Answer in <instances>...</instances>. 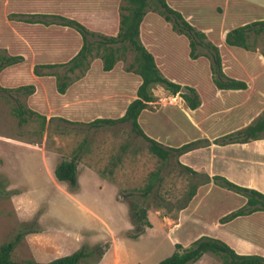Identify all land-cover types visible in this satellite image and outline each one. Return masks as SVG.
Segmentation results:
<instances>
[{"label":"rangeland","instance_id":"obj_1","mask_svg":"<svg viewBox=\"0 0 264 264\" xmlns=\"http://www.w3.org/2000/svg\"><path fill=\"white\" fill-rule=\"evenodd\" d=\"M244 1L246 5L230 3L226 7L221 0H202L198 12L186 20L217 47L223 73L246 83L244 97L247 101L232 106L224 103L231 100V95L221 97L224 91L216 90L211 84L206 58L190 60L186 38L173 32L170 24L157 14L154 4H149L141 26L142 40L155 50L158 67L169 68V76L175 80L170 81L180 86L196 83L194 91L199 105L195 111H190L175 99L176 95L153 87L154 101L139 119L148 136L163 145L176 147L198 139L221 137L264 117V57L261 55L264 33L250 37L248 42L252 48L247 51L227 47L223 42L229 30L264 20V0ZM123 6L124 0H0V55H19L23 59L0 70V87L33 85V94H19L17 100L24 108L45 116L42 130L36 118L18 125L11 114L13 101L0 93V245L13 240L18 232L23 235L11 253L13 261L46 263L58 258L55 256H66L80 248L89 251L98 245L102 250L107 245V249L115 240L119 258L116 263L108 259L106 264H156L174 251V244L186 247L193 236L194 240L199 236L219 239L220 226L224 224L218 220L244 205L245 199L239 194L211 183L199 185L183 210L190 209L191 218L183 216L177 222L178 214L183 212L178 208L188 178L170 165L160 166L128 124L86 130L71 129L58 120L87 122L120 116L134 98L135 92L130 91V78L134 74L126 70L133 63V54L127 51L117 56L112 76H98L95 73L101 62L92 52L84 68L68 74L69 85L60 95L54 89L52 77L37 78L31 68L68 61L80 46L79 36L69 28L25 24L10 15H60L80 22L89 31L114 36L119 15L125 13ZM217 6L223 10L218 11ZM161 44H165L167 50L161 49ZM123 74L129 78L121 80ZM118 80L116 91H109L112 82ZM215 93H219V99ZM232 97L237 101L242 94L234 93ZM260 137L261 140L250 141L247 146L224 149L215 146L212 154L193 152L185 156V160L198 167L206 163L215 175L241 187L256 180L257 187L264 191V180L239 169L229 170L224 164V159L250 158L264 165V154L256 152L264 150H260L264 147V133ZM83 140L77 161L78 174L91 169L97 177L115 184V188L96 185L89 178L78 183L76 176V188L71 190L66 183L54 179L55 165L69 158ZM122 146L124 150L120 152ZM117 156L119 162L115 161ZM157 168H161L162 180L147 204L150 227L136 238H129L127 234L132 226L123 194L141 189L148 173ZM165 218L176 223L169 226ZM229 225L228 234L246 239L241 240L246 244L240 242L241 246L234 248L227 245L239 254L250 251L252 253L247 254L264 256V212L236 218ZM96 257L94 253L79 264H93ZM219 262L218 256L206 253L198 263Z\"/></svg>","mask_w":264,"mask_h":264},{"label":"trees","instance_id":"obj_2","mask_svg":"<svg viewBox=\"0 0 264 264\" xmlns=\"http://www.w3.org/2000/svg\"><path fill=\"white\" fill-rule=\"evenodd\" d=\"M124 14L119 15L117 32L114 36H103L89 31L80 22L65 18L60 15L46 14H19L10 15L17 21L25 24H41L43 26L56 25L72 29L80 39V46L74 55L66 62L33 65L31 73L35 77H52L54 89L57 94L63 95L69 85L68 74L84 68L87 59L92 52L98 56L101 62V71L112 70L118 55H124L127 51L133 54V63L126 70L131 71L139 78V84L135 90V97L125 106L122 114L116 118H94L88 122L68 121L63 118L58 120L66 126L84 128L86 130L113 127L128 124L130 131L145 144L147 151L159 161L160 166H172L179 174L187 176L188 183L184 192L179 210L186 208L187 204L194 197L197 187L205 184H213L227 191L239 194L244 197V205L221 217L218 222L226 224L236 218L249 216L256 212H264V194L247 187L238 186L219 175L208 176L205 173L196 172L192 168L179 162V157L199 148L210 145L226 146L231 144H245L250 141L261 140L264 133V117L254 123L235 132L208 141L198 139L179 146H166L148 137L140 128L138 117L140 113L154 101L151 90L153 87H160L171 96L178 98L190 111L196 109L199 100L193 88L180 86L165 78L157 69L153 56L144 48L139 39V26L150 3H153L157 14L162 20L170 24L173 32L186 38L190 60L204 57L208 61L210 80L216 90H245L246 84L225 76L221 68V59L216 46L205 40L202 32L195 30L176 10L170 8L165 0H124ZM264 33V20L252 21L235 27L224 34L223 42L227 47L250 50L248 40L251 36H258ZM264 57V50L261 52ZM19 55H0V70L22 62ZM33 85H20L14 88L0 87V93L6 94L14 103L11 114L16 118L18 125L25 124L28 120L36 118L39 120V127L42 130L45 124V116L30 109L24 108L17 100V95L28 96L33 94ZM66 129H68L66 127ZM83 140L67 159L60 160L53 169V177L57 182L66 183L71 190L76 188V165L79 154L83 149ZM124 147H120V152ZM120 158L115 157L119 162ZM114 166V165H113ZM162 180L161 168L148 173L146 182L141 189L129 191L123 194L122 199L128 205V219L132 230L127 234L129 238H136L150 224L147 220V204L155 194V190ZM161 200V199H159ZM22 233L18 232L13 240L0 245V264H79L97 253V263L101 258L107 245L101 250L98 245L87 251L84 248L73 253L55 258L46 263L33 260L13 261L11 253L16 244L21 240ZM210 253L219 257L218 264H264V256L257 254H239L229 245L217 238L199 236L188 246L174 244V251L166 258L156 264H193L204 254Z\"/></svg>","mask_w":264,"mask_h":264},{"label":"crops","instance_id":"obj_3","mask_svg":"<svg viewBox=\"0 0 264 264\" xmlns=\"http://www.w3.org/2000/svg\"><path fill=\"white\" fill-rule=\"evenodd\" d=\"M223 3H224V5L227 7V6H229V4L231 3V5L232 4H234V5H240V4H242V3H245V5H246V1H244V0H221ZM165 2H166V4L170 7V8H172V9H174V10H176L177 12H179L181 15H182V17L185 19V20H187L188 18L187 17H189L192 13H196V12H198V10L200 9V7H201V3H202V0H165ZM252 6V5H251ZM216 9V8H215ZM223 10V8H221L220 6H217V10L219 11V10ZM145 16V15H144ZM143 19H144V17H143ZM143 19H142V21H141V23H140V26H139V39H140V42L142 43V45L144 46V48L153 56V59H154V62H155V65H156V67H157V69L159 70V72L165 77V78H167V79H169V80H174V78L173 77H171V76H169V73H170V71H169V68L165 65L164 66V68H161V67H158V65H157V63H158V60H157V58H156V54H155V50H153V47H152V45H149V44H147L146 42H144L143 40H142V37H141V26H142V22H143ZM51 26V25H50ZM56 26V25H55ZM61 27V26H60ZM160 48L161 49H164V50H167V47L165 46V44H161L160 45ZM160 48H158V50L160 51ZM230 48H233V47H230ZM187 51H188V49H187ZM166 55V54H165ZM192 61H194V60H192ZM196 61V60H195ZM207 67H208V62H207ZM8 68V67H7ZM90 72V71H89ZM88 72V73H89ZM113 69L111 70V71H109V72H102L101 71V65L100 66H98V68H97V70H96V73L95 74H97L98 76L99 75H102V76H112V74H113ZM208 72H209V70H208ZM124 75V77L122 76L121 77V80H124V79H127V78H129V76L127 75V74H123ZM210 75V74H209ZM226 76V75H225ZM114 78V77H113ZM136 78H138L136 75L134 76V75H132L131 76V78H130V80L132 81V87H131V90L130 91H134L135 92V90H136V88H137V86H138V84H139V80H138V82L136 81ZM139 79V78H138ZM188 80V79H187ZM237 80V79H236ZM175 81V80H174ZM211 81V80H210ZM192 82V81H191ZM244 82V81H243ZM119 83V80L118 81H116L115 83L114 82H112V84H111V86H110V88L108 89L109 91H116V85ZM245 83V82H244ZM116 84V85H115ZM196 85V83H194V82H192V83H190L189 85H182V86H187V87H191V88H193L195 91H196V89L194 88L195 87V85ZM212 84V83H211ZM246 84V83H245ZM5 88H7V87H5ZM103 91V90H102ZM219 91H224V93L222 92V94L223 95H221V97L223 96H225V97H228V96H230L231 95V100L229 101V102H224V103H227V104H229L230 106H232V105H236V103H243V102H246L247 101V99H245V92L246 91H244V90H219ZM234 93H241L242 94V97L240 98V99H238L237 101L236 100H233V97H232V94H234ZM216 95H217V99H219L218 98V95H219V93H215ZM134 97H135V93H134ZM176 100L177 99H179L178 98V96H176V98H175ZM180 100V99H179ZM181 101V100H180ZM182 102V101H181ZM183 103V102H182ZM223 103V104H224ZM234 103V104H233ZM184 104V103H183ZM215 104H217V100L215 101ZM245 104H247V103H245ZM242 105H244V104H242ZM213 106H215V107H218V106H216V105H213ZM239 107H241V106H239ZM192 111H195V110H192ZM35 112V111H34ZM37 113V112H36ZM39 114V113H38ZM142 114H143V111L140 113V115H139V117H138V123H139V119H141V116H142ZM116 118V117H115ZM90 121V120H89ZM77 122V121H76ZM88 122V121H87ZM139 126H140V124H139ZM140 128L142 129V127L140 126ZM142 131L145 133V130H143L142 129ZM146 134V133H145ZM147 135V134H146ZM148 136V135H147ZM148 137H150V136H148ZM151 138V137H150ZM153 139V138H152ZM203 139H206V138H203ZM213 139V138H212ZM212 139H207L208 141H210V140H212ZM158 142V141H157ZM255 142V141H254ZM162 144V143H161ZM247 146V145H249V143H245V144H231V145H226V146H218V148H226V147H230V146ZM174 147V146H173ZM215 146L214 145H210V146H208V147H205V148H199V149H196V150H193V151H191V152H188V153H186V154H183V155H181L180 157H179V162L180 163H182L183 165H185L184 163H186L187 165L186 166H188V167H190V168H192L193 170H195L196 172H201V173H205L206 175H208V176H212V175H215L214 173H216L215 171H213V170H211V166L209 167V165H208V167L206 166V163H205V165H204V167H198V164H196V163H192L191 161H186L185 160V156H187L188 154H190V153H195V154H197V153H206V152H208V154H212L213 153V148H214ZM264 149V147H262V149H260V150H263ZM252 152H255V151H252ZM256 152H259L260 154H264L263 152H264V150L263 151H256ZM213 161V160H212ZM224 164L225 165H227V166H225V168H229V170L231 169H239L242 173H247L248 175H250L251 177L253 176H256L258 179L260 178V179H262V180H264V178H263V174H264V165L263 164H260L259 163V161L257 160L256 162L255 161H253V160H251L250 158H248V159H244V158H237V159H230V161H228V160H225L224 159ZM223 175V174H222ZM76 176H77V182L78 183H83V181H85V180H88V178L89 179H92V181L96 184V185H100V184H104L105 186H108V187H112V188H115L116 186H115V184H113V183H111V182H109V181H107V180H104V179H101V178H99V177H97L92 171H91V169H86V170H84L83 172H81V173H79L78 174V171H77V165H76ZM224 176H226V175H224ZM227 177V176H226ZM246 187L247 188H251V189H255V190H257V191H261V192H263L264 193V191L263 190H261V188L259 189V187H257V181L255 180L254 182H252V181H248V182H246ZM116 190V189H115ZM184 210V209H183ZM183 210H181V211H183ZM190 209H187L186 211H183V212H180L179 214H178V216H177V218H176V221L177 222H180L181 221V219L183 218V216L185 217H189V218H191V215L192 214H190V211H189ZM164 218V217H163ZM168 218V217H167ZM167 218H165V221H167L168 223H169V226L171 225V226H174V223H176L175 221H173V220H168ZM232 222V221H231ZM230 223V222H229ZM229 223H226V224H224V225H222V226H220V228H222V231H221V234H222V236H220L219 237V239L220 240H222L223 242H225V243H228L231 247H238V246H241V243L240 242H243V241H241V240H246V239H244V238H240V237H238V236H236L235 234L234 235H230V234H228V232H229ZM190 240H194V236L190 239ZM227 240L230 242H227ZM247 241H249V240H247ZM76 243H77V241H76ZM240 243V244H239ZM244 244H246L245 242H243ZM65 245H68L70 248H71V245H69V243L68 242H65L64 243ZM116 248H117V245H116V242H115V240H113L112 241V243H111V246H109L106 250H105V252H103V254H102V256H101V258H100V260H99V262L97 263V264H106L107 262H108V259H111L110 261L112 262V261H114V263H116L117 262V260H118V258H119V255H118V252H117V250H116ZM65 253H68V252H65ZM247 253H252V252H246V251H244V253L242 252V254H247ZM62 255H64V254H62ZM59 256H61V255H58V256H55V257H59ZM200 259H202V257L200 258ZM200 259L197 261V262H195V263H193V264H196V263H198L199 261H200ZM199 264V263H198Z\"/></svg>","mask_w":264,"mask_h":264}]
</instances>
